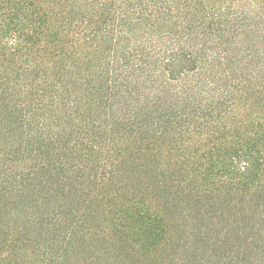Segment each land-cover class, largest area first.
Segmentation results:
<instances>
[{
	"label": "trees",
	"instance_id": "obj_1",
	"mask_svg": "<svg viewBox=\"0 0 264 264\" xmlns=\"http://www.w3.org/2000/svg\"><path fill=\"white\" fill-rule=\"evenodd\" d=\"M0 264H264V0H0Z\"/></svg>",
	"mask_w": 264,
	"mask_h": 264
}]
</instances>
